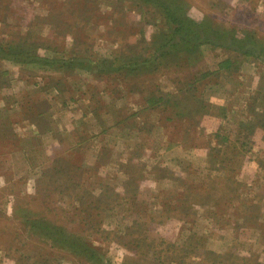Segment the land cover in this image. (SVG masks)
<instances>
[{
  "label": "rangeland",
  "instance_id": "obj_1",
  "mask_svg": "<svg viewBox=\"0 0 264 264\" xmlns=\"http://www.w3.org/2000/svg\"><path fill=\"white\" fill-rule=\"evenodd\" d=\"M157 2L0 0V264H264V0Z\"/></svg>",
  "mask_w": 264,
  "mask_h": 264
},
{
  "label": "trees",
  "instance_id": "obj_2",
  "mask_svg": "<svg viewBox=\"0 0 264 264\" xmlns=\"http://www.w3.org/2000/svg\"><path fill=\"white\" fill-rule=\"evenodd\" d=\"M146 2V0H143ZM158 6L160 8H163V11L167 18H169L170 20L173 21V25L175 24V22L177 21L176 20V12H175V9L172 8L169 4H166L163 2V0H158ZM181 9V12H182V8ZM195 23H191L187 20V22L184 21V23L181 25V27H174V33L173 34H178V35H181L183 37V47L186 49L185 51H194V49L196 48L197 46V42L198 40L196 41V39H193V36H202L203 39H206L209 36V33H213L215 32L213 27L211 26V24H209L208 22H203L201 24H198L200 25L201 27L199 28L200 29V32L198 31V29L196 30V28L193 26ZM202 31V32H201ZM192 33L193 36H189V33ZM199 36V38H200ZM196 41V42H195ZM200 41V40H199ZM133 54H129V59H132L134 58L135 56H132Z\"/></svg>",
  "mask_w": 264,
  "mask_h": 264
}]
</instances>
